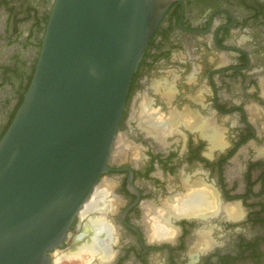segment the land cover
I'll use <instances>...</instances> for the list:
<instances>
[{
    "label": "flooded vegetation",
    "instance_id": "flooded-vegetation-1",
    "mask_svg": "<svg viewBox=\"0 0 264 264\" xmlns=\"http://www.w3.org/2000/svg\"><path fill=\"white\" fill-rule=\"evenodd\" d=\"M53 1L0 0V137ZM107 167L94 189L105 180L104 209L75 216L57 261L264 264V0L170 4L131 77ZM94 217L109 230L104 256L83 251Z\"/></svg>",
    "mask_w": 264,
    "mask_h": 264
},
{
    "label": "water",
    "instance_id": "water-1",
    "mask_svg": "<svg viewBox=\"0 0 264 264\" xmlns=\"http://www.w3.org/2000/svg\"><path fill=\"white\" fill-rule=\"evenodd\" d=\"M174 0H54L0 137V264H55L107 170L133 73Z\"/></svg>",
    "mask_w": 264,
    "mask_h": 264
},
{
    "label": "bare ground",
    "instance_id": "bare-ground-1",
    "mask_svg": "<svg viewBox=\"0 0 264 264\" xmlns=\"http://www.w3.org/2000/svg\"><path fill=\"white\" fill-rule=\"evenodd\" d=\"M160 130H162V129H160ZM106 186H107V184L105 183V180L102 181L100 186L94 191L93 199L90 200L84 206V208L81 210V213H80L81 216H83L85 213L88 214L89 211L104 209L103 207H105V203H106V200H105V193L107 191V187ZM196 197L197 196L193 197L194 198L193 202L197 201V202L201 203L203 201V200L200 199V195H198V197H197L198 199ZM189 200L192 201V198L189 199ZM191 201H186L184 204H188V203L190 204ZM96 218H98V217H94L92 219L90 218L91 219L90 222L92 223L93 229H95V231L98 233V235H97L98 238L96 237V239L94 240L93 243L89 242V243H87L85 245V247H83V249H84L83 251H85L90 256L97 253L96 249L98 250L101 246L102 247L104 246V245H101V244H103V240L102 239H103L104 236L109 234V230H108L107 226L104 225V224H100L99 225L98 223H96V220H97ZM85 228H87V225H85ZM92 244H93V246H92ZM107 251H108L107 248H105V246H104L101 255L104 256L103 254H106Z\"/></svg>",
    "mask_w": 264,
    "mask_h": 264
},
{
    "label": "rangeland",
    "instance_id": "rangeland-1",
    "mask_svg": "<svg viewBox=\"0 0 264 264\" xmlns=\"http://www.w3.org/2000/svg\"><path fill=\"white\" fill-rule=\"evenodd\" d=\"M58 259V256L56 257V260ZM55 264H62V262L59 260Z\"/></svg>",
    "mask_w": 264,
    "mask_h": 264
}]
</instances>
